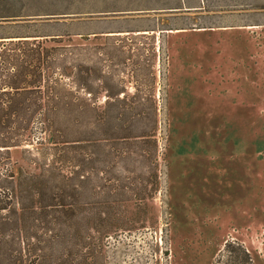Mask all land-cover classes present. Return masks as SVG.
<instances>
[{
	"label": "rangeland",
	"instance_id": "rangeland-1",
	"mask_svg": "<svg viewBox=\"0 0 264 264\" xmlns=\"http://www.w3.org/2000/svg\"><path fill=\"white\" fill-rule=\"evenodd\" d=\"M16 9L0 112L30 87L25 127L0 123V264H264V0Z\"/></svg>",
	"mask_w": 264,
	"mask_h": 264
},
{
	"label": "trees",
	"instance_id": "trees-1",
	"mask_svg": "<svg viewBox=\"0 0 264 264\" xmlns=\"http://www.w3.org/2000/svg\"><path fill=\"white\" fill-rule=\"evenodd\" d=\"M64 0H0V21L2 20H16V18H22L25 16H30L31 14H25L21 10H17V6L19 4L23 3H45L48 2V4L60 2ZM47 14H59V13H47ZM49 18V17H48ZM22 41V40H21ZM27 41V40H25ZM6 42V41H4ZM33 81L29 82V84H32ZM34 84V83H33ZM32 84V85H33ZM31 85V86H32ZM11 88V90H14V93L11 94L13 96L14 101H12L9 106L11 108L10 112H0V123H8L12 124L15 128H24L25 127V114L20 112L21 108L19 105H23L25 99L18 98L20 95V90H23V86H19V83H9L8 86L5 88ZM29 86L25 87V91H28L27 89ZM10 93L9 91L6 92L5 94ZM32 101V100H31ZM2 100H0V106L3 105ZM19 107V108H18ZM69 118H72V115L68 116ZM34 118L33 114L28 115L27 117V125H30L32 123V119ZM41 125L44 129H52L54 126L55 119L51 117L50 114L44 115V118H42ZM40 189L37 192L38 194L40 193ZM59 203L57 204L58 206L64 207L67 205L66 200L62 197L58 201ZM49 206H52V204H49Z\"/></svg>",
	"mask_w": 264,
	"mask_h": 264
},
{
	"label": "water",
	"instance_id": "water-1",
	"mask_svg": "<svg viewBox=\"0 0 264 264\" xmlns=\"http://www.w3.org/2000/svg\"><path fill=\"white\" fill-rule=\"evenodd\" d=\"M173 10H175V9H173ZM173 10H172V11H173Z\"/></svg>",
	"mask_w": 264,
	"mask_h": 264
}]
</instances>
